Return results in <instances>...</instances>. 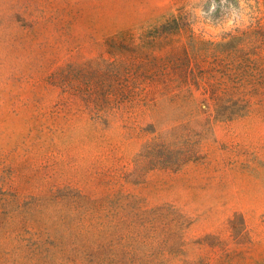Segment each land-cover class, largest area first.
I'll use <instances>...</instances> for the list:
<instances>
[{"label":"rangeland","instance_id":"rangeland-1","mask_svg":"<svg viewBox=\"0 0 264 264\" xmlns=\"http://www.w3.org/2000/svg\"><path fill=\"white\" fill-rule=\"evenodd\" d=\"M0 264H264V0H0Z\"/></svg>","mask_w":264,"mask_h":264}]
</instances>
